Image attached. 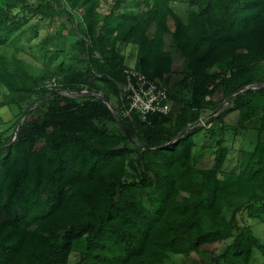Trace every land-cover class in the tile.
I'll return each instance as SVG.
<instances>
[{
  "label": "trees",
  "instance_id": "16d2710c",
  "mask_svg": "<svg viewBox=\"0 0 264 264\" xmlns=\"http://www.w3.org/2000/svg\"><path fill=\"white\" fill-rule=\"evenodd\" d=\"M172 1L0 0V47L37 17L58 19L56 34L75 51L46 74L0 50V106L22 111L0 131V264H163L228 240L212 264L257 255L264 264V143L240 149L231 166L225 145L227 133L264 132V0H187L185 18ZM128 44L134 67L171 99L170 113L150 124L117 117L90 93L116 101ZM176 54L186 95L166 85ZM213 100L230 106L203 125ZM248 107L250 119L226 124V113ZM201 141L215 148L205 168L196 161Z\"/></svg>",
  "mask_w": 264,
  "mask_h": 264
},
{
  "label": "rangeland",
  "instance_id": "374dc122",
  "mask_svg": "<svg viewBox=\"0 0 264 264\" xmlns=\"http://www.w3.org/2000/svg\"><path fill=\"white\" fill-rule=\"evenodd\" d=\"M33 2L37 0H31ZM187 0H173V8L185 18L187 10ZM99 11L106 12V5H103L102 9ZM75 22L77 21V17ZM62 20H65L62 17ZM59 24V20H55L52 24L47 21L40 20L37 17L30 18L29 22L23 27L25 30L18 39H14L10 44L0 47V50L8 57L13 53L20 56L28 66L29 70L34 73H39L45 71L53 72L57 70L62 61H65L67 57L64 54L67 52V47L65 45L66 38L63 35L56 34V28ZM66 48L64 52L63 49ZM70 51V50H69ZM67 52L68 54L75 53L74 50ZM121 53L124 55L126 66H135L137 48L133 44H128L121 46ZM71 54V55H72ZM82 67V65H81ZM186 68V63L181 56L176 54V60L172 65L173 73L167 78V88H171L177 91L179 94L186 95L190 92L191 85H184L182 82L183 71ZM186 86V87H185ZM6 95L5 88L0 84V102ZM100 99V98H99ZM216 101L218 99H215ZM261 100V99H260ZM259 99L254 100L256 105ZM214 104H207V108L203 111L201 116L202 121H206L208 117L214 116L221 113L223 110L230 106L229 101H223L222 103L215 102ZM39 101L38 109L44 111L46 109V104H40ZM244 114L235 111L231 113H226L224 118L228 126H236L241 122H245L250 118L248 113H251L249 107L244 109ZM40 110L34 112L33 115H37ZM258 113L255 112L254 115ZM22 111L14 106H0V131L5 130L15 123V121L21 117ZM252 115L251 118L254 116ZM247 118V119H246ZM106 125L111 128V130H116L115 125L112 122H106ZM259 138L260 141L264 143V132H259L254 129L248 128V130L243 135L232 137V134L227 133L225 138V145L229 148L226 164L228 166L234 165L238 161V156L240 149L251 147L254 142ZM213 142L209 144V141H201V143L196 148V161L200 167H209L213 163V158L215 156V148L212 146ZM227 217L230 216V211H226ZM254 231L256 235L260 237L263 234V226L257 224L254 226ZM231 240L226 242H215L210 245H205L201 248L199 252H193L188 255H171L163 264H212V258L220 255L225 250L227 244ZM73 258H77V253L73 254ZM255 261L252 264H261V257L259 255L255 256Z\"/></svg>",
  "mask_w": 264,
  "mask_h": 264
},
{
  "label": "built area",
  "instance_id": "2783aa9c",
  "mask_svg": "<svg viewBox=\"0 0 264 264\" xmlns=\"http://www.w3.org/2000/svg\"><path fill=\"white\" fill-rule=\"evenodd\" d=\"M47 87H56V82L54 80L48 82ZM119 88V96L114 102L102 100L99 97L100 95L103 96L100 92L90 93L100 98L117 117L131 119L136 116L146 124L151 123L153 116H165L171 111V99L167 89L134 66H127L123 69V82ZM56 91L69 97L89 93L86 88L81 92H73L64 88H56ZM202 124L204 125V121H202Z\"/></svg>",
  "mask_w": 264,
  "mask_h": 264
},
{
  "label": "water",
  "instance_id": "95a60500",
  "mask_svg": "<svg viewBox=\"0 0 264 264\" xmlns=\"http://www.w3.org/2000/svg\"><path fill=\"white\" fill-rule=\"evenodd\" d=\"M99 97H100L102 100H104L103 96L100 95Z\"/></svg>",
  "mask_w": 264,
  "mask_h": 264
}]
</instances>
